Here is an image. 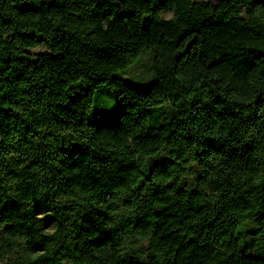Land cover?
I'll list each match as a JSON object with an SVG mask.
<instances>
[{"label": "trees", "instance_id": "16d2710c", "mask_svg": "<svg viewBox=\"0 0 264 264\" xmlns=\"http://www.w3.org/2000/svg\"><path fill=\"white\" fill-rule=\"evenodd\" d=\"M0 264H264V0H0Z\"/></svg>", "mask_w": 264, "mask_h": 264}, {"label": "rangeland", "instance_id": "374dc122", "mask_svg": "<svg viewBox=\"0 0 264 264\" xmlns=\"http://www.w3.org/2000/svg\"><path fill=\"white\" fill-rule=\"evenodd\" d=\"M194 2H201V1H209V0H193ZM166 18H171V15H167ZM32 53L38 54L43 52H48V49L46 47H39L37 49L31 50ZM126 78H128L131 81L139 82V83H149L154 78V74L152 71L146 69L143 66H138L136 69L132 70L131 72L127 73L125 75ZM195 176V169L192 168L188 176L189 178H192Z\"/></svg>", "mask_w": 264, "mask_h": 264}]
</instances>
